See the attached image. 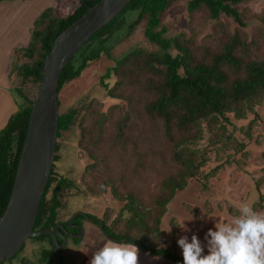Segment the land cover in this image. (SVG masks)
Here are the masks:
<instances>
[{
    "label": "trees",
    "instance_id": "16d2710c",
    "mask_svg": "<svg viewBox=\"0 0 264 264\" xmlns=\"http://www.w3.org/2000/svg\"><path fill=\"white\" fill-rule=\"evenodd\" d=\"M6 1L17 0H0V3ZM77 1L78 4L71 12L63 8L62 13L56 5L45 8L35 18L29 29L30 37L27 45L15 48L13 52L10 76L15 75L23 85L27 83L39 85L40 69L55 38L99 0ZM171 2L172 0H132L117 17L94 34L78 51L77 56L75 55L68 62L60 75L58 84L59 96L65 84L79 78L91 63L104 54L110 57L103 46L104 37L112 34L111 29L123 21L121 19L125 13L137 14L135 20L127 27L128 33L144 21L143 36L146 41L156 45L158 51L135 50L107 68L105 74L99 78L104 97L113 101L126 100L123 89L132 86L141 87L137 84L139 81L145 84L141 88L146 90L152 99L143 109L149 118L159 124L158 138L160 137L167 147L169 161H172L176 169L175 174L161 181V190L152 202V209L144 206L133 194L120 193L111 185V194L127 202L124 206L131 216V222L137 227L143 226V218L145 220L154 215H156L154 224L157 226L166 206L175 198L177 192L184 190L189 181L198 176L200 164L196 163V154L205 151L199 146L203 143L202 141H205L206 133L209 135L206 140L207 148L214 149L220 143L222 150H225L227 146L226 150L229 151L227 155L231 153L235 156L238 154L246 156L248 154L246 147L253 136L251 133L253 120L246 126L240 123L247 119L248 114L254 113L255 107L264 103V48H262L264 40L261 39L262 43L255 39L250 42L245 40V27H248L249 23L244 22L245 16L242 10L240 11V8L243 9L244 0H188L186 10L190 18V35L187 36L185 32H181L167 38L164 37L166 28H160V26L162 16L170 8ZM68 3L72 4V2ZM210 21L213 22L211 39L222 43L220 48L222 51L214 52L216 54L213 56L210 46L201 45L195 48L194 38L197 28ZM229 25L234 29L228 27ZM117 29L116 27L114 30ZM94 42H99L98 46L91 49ZM197 49L208 55L211 54V60L199 61L195 56ZM171 50L177 53L171 55ZM10 93L17 109L0 130V218L11 196L20 153L26 137L31 104L34 101L27 99L21 89H14ZM91 98L90 95H84L79 105L85 109L86 103ZM79 110L73 107L65 113L59 112L58 100L57 140L61 139L63 131L69 130L77 123L80 126L84 125L83 117L78 116ZM103 125L102 120L90 124L89 134L101 136ZM82 129L86 133L84 126ZM126 136L119 139L124 150L134 145L133 142L126 140ZM146 137L149 153H151L149 137ZM58 150L59 144L56 142L54 162L58 160ZM158 157L160 158V156H154V158ZM54 167L53 163L40 200L34 224L35 230H53L57 225V209L61 206L59 194L64 187L71 186L68 180L59 179L52 190L51 198L47 200V194L54 181ZM257 182V185H260L262 180ZM256 192L259 204L263 206L264 192L261 193L257 189ZM85 217L94 218L89 214L79 215L74 218L72 225L79 224L77 220H87ZM67 222L68 220L60 224L65 230L78 234L79 230H72ZM99 223L102 227L101 231L108 239L134 243L149 256L161 257L173 264H183L182 256H178L169 248H157L150 243L147 236L132 238L128 234L113 232L103 222L98 220L94 222L95 225ZM45 240L49 242L50 249L42 252L40 264H59L53 253L54 245L47 235L33 239V241ZM57 242L61 244L60 239H57ZM78 242L74 239V243ZM61 253L62 251L59 250L57 255L63 264Z\"/></svg>",
    "mask_w": 264,
    "mask_h": 264
},
{
    "label": "rangeland",
    "instance_id": "374dc122",
    "mask_svg": "<svg viewBox=\"0 0 264 264\" xmlns=\"http://www.w3.org/2000/svg\"><path fill=\"white\" fill-rule=\"evenodd\" d=\"M187 2L188 0H172L170 8L161 19L160 28H166L164 37H173L181 32L190 35ZM77 4V0L3 2L0 4V34L10 33L7 45L11 52L13 44L27 45L29 29L45 8L57 5L60 12L63 8L71 12ZM242 6L243 9L240 8V11L242 10L245 16L244 22L249 23V26L245 27V40L250 42L255 39L261 42L262 38L264 40V0H244ZM136 15L135 12L125 13L121 19L123 21L111 29L112 34L104 37L103 46L110 57L102 55L91 63L79 78L66 83L59 93V112L65 113L77 107L80 109L78 116L83 117L85 123L82 126L77 123L69 130L63 131L61 139L57 140L58 160L53 162L54 181L47 194V200L51 198L58 180L64 178L71 186L64 187L59 194L61 206L57 209V224L68 220L69 227V222L74 216L89 214L115 233L128 234L132 238L147 236L150 243L157 248H169L178 256H182V250L177 243L181 236L187 235L190 240L191 236L196 234L202 244L206 245L204 237L208 229L214 228L216 220H226L238 215V208L242 203H248L256 211L264 212V205L259 204L256 192V189L264 192V103L255 107L254 113L248 114L247 119L240 123L246 126L253 120L251 124L253 136L246 147L248 150L246 156L240 154L235 156L231 153L227 155L229 152L226 150L227 146L222 150L220 143L214 149L207 148L206 140L209 135L206 133L205 141L199 146L205 151L196 154V163L200 164L198 176L189 181L184 190L177 192L175 198L166 206L157 226L154 224L156 215L145 220L143 218L144 224L141 227L134 225L124 206L127 202L111 194V185L120 193L133 194L144 206L152 209V202L161 190V181L176 172L172 161H169L167 147L160 137L158 138L159 124L149 118L143 109L152 99L147 91L141 88L145 84L139 79L137 84L141 87L123 89L126 99L124 101L105 98L104 91L99 85V78L105 74L107 68L126 55L138 49L158 51V47L146 41L143 36L144 21L132 32H127L128 25L135 20ZM212 24L210 21L199 26L194 38L195 48L201 45L210 46L213 56L216 54L214 52L222 51L220 49L222 43L211 39ZM116 27L118 29L114 30ZM228 27L234 29L231 25ZM98 43L94 42L90 48L97 47ZM176 53L175 50H171V55ZM210 55L197 49L195 56L201 62H209ZM10 69L11 65L5 68L3 74L5 79L0 85L9 93L10 102L14 103L10 93L14 89H21L27 99L34 100L39 85L32 83L23 85L15 75H9ZM86 94L92 98L84 109L79 104ZM14 106L16 110L15 103ZM97 120L104 122L103 133L101 136L90 135L89 126ZM83 126L86 133L82 129ZM124 136L134 144L128 150H124L119 141ZM146 136L149 137L151 153ZM260 179L262 183L257 185ZM95 219L92 222L77 220L79 224L73 225L83 229V236L66 238V245L61 249L63 264H88L93 253L108 239L102 229L94 224ZM183 221L189 229L187 232L179 227ZM80 233L79 231L78 234H74L78 237ZM74 239L79 242L74 243ZM49 249L50 244L47 240L30 239L15 258L4 264H40L42 252ZM204 254H207L206 246ZM139 264L173 263L161 257L149 256L139 249Z\"/></svg>",
    "mask_w": 264,
    "mask_h": 264
},
{
    "label": "water",
    "instance_id": "95a60500",
    "mask_svg": "<svg viewBox=\"0 0 264 264\" xmlns=\"http://www.w3.org/2000/svg\"><path fill=\"white\" fill-rule=\"evenodd\" d=\"M132 0H99L54 40L41 67L37 94L31 104L28 127L20 153L14 184L7 207L0 218V264L13 259L26 241L47 235L53 253L65 247L66 237L80 238L65 231L62 224L53 230H35L41 197L50 177L57 142L58 84L68 62L99 30L117 17ZM75 217V216H74ZM69 227H72V221ZM88 221H93L88 219ZM99 228L102 229L101 224ZM60 239L61 244H58Z\"/></svg>",
    "mask_w": 264,
    "mask_h": 264
},
{
    "label": "clouds",
    "instance_id": "9594fccd",
    "mask_svg": "<svg viewBox=\"0 0 264 264\" xmlns=\"http://www.w3.org/2000/svg\"><path fill=\"white\" fill-rule=\"evenodd\" d=\"M238 213L216 220L214 228L205 234L206 245L196 234L190 240L187 235L181 236L177 243L183 264H264V212L242 203ZM179 227L189 231L184 221ZM88 264H139V248L134 243L107 239Z\"/></svg>",
    "mask_w": 264,
    "mask_h": 264
},
{
    "label": "crops",
    "instance_id": "0c3cea01",
    "mask_svg": "<svg viewBox=\"0 0 264 264\" xmlns=\"http://www.w3.org/2000/svg\"><path fill=\"white\" fill-rule=\"evenodd\" d=\"M9 36H10L9 32L0 34V85L3 84V81L5 79V77L3 76L5 68L11 65L13 52L15 48L23 46L22 44H19V46L18 44H13L10 52L9 45H7L10 38ZM10 99L11 98L9 93L0 87V130L7 123V120L10 117V115L16 111L14 103L10 102Z\"/></svg>",
    "mask_w": 264,
    "mask_h": 264
},
{
    "label": "flooded vegetation",
    "instance_id": "af4514ba",
    "mask_svg": "<svg viewBox=\"0 0 264 264\" xmlns=\"http://www.w3.org/2000/svg\"><path fill=\"white\" fill-rule=\"evenodd\" d=\"M86 219H87V218H86ZM88 219L94 220L95 218H88ZM88 219H87V220H88ZM95 220H97V219H95ZM58 224H60V223H58ZM99 224H100V223H99ZM99 224H98V226H99ZM98 226H97V227H98ZM73 227H75V228H73ZM77 228H78V226L76 227V226H73V225H72V230L77 229ZM53 229H54V228H53ZM65 231H66L67 233H69V234L75 235L74 233H71V232H69V231H67V230H65ZM82 236H83V235H82ZM66 238H68V237H66Z\"/></svg>",
    "mask_w": 264,
    "mask_h": 264
}]
</instances>
